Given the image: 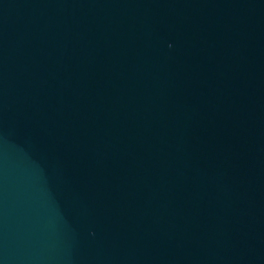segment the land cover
<instances>
[{
	"label": "water",
	"instance_id": "water-1",
	"mask_svg": "<svg viewBox=\"0 0 264 264\" xmlns=\"http://www.w3.org/2000/svg\"><path fill=\"white\" fill-rule=\"evenodd\" d=\"M0 264H264V0H0Z\"/></svg>",
	"mask_w": 264,
	"mask_h": 264
}]
</instances>
